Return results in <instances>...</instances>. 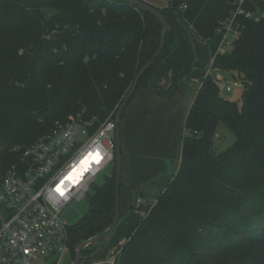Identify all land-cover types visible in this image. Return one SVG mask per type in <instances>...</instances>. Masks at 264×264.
<instances>
[{
    "label": "trees",
    "instance_id": "16d2710c",
    "mask_svg": "<svg viewBox=\"0 0 264 264\" xmlns=\"http://www.w3.org/2000/svg\"><path fill=\"white\" fill-rule=\"evenodd\" d=\"M246 8L264 13V0H248ZM157 9L190 25L211 56L216 29L234 7L232 0H170ZM240 20L241 39L215 64L243 83L242 105L222 97L214 73L204 78L187 114L179 170L116 264H209L229 253L241 254L235 264H264L247 256L264 246V18ZM162 30L156 17L124 0H0V172L57 122L78 115L103 121L118 109L159 49ZM165 44L136 92L175 47L173 28ZM220 123L236 141L215 154ZM115 192L116 163L70 229L73 256L76 245L111 226Z\"/></svg>",
    "mask_w": 264,
    "mask_h": 264
},
{
    "label": "built area",
    "instance_id": "2783aa9c",
    "mask_svg": "<svg viewBox=\"0 0 264 264\" xmlns=\"http://www.w3.org/2000/svg\"><path fill=\"white\" fill-rule=\"evenodd\" d=\"M247 2L233 0V11L219 23L209 73L216 59L230 53L241 39L245 26L240 18L256 22L264 18V13L248 10ZM223 87L231 91L229 85ZM117 111L103 121L78 115L57 122L5 173L0 172V264L59 263L60 256L52 263L50 259L69 249L70 240L62 213L71 203L84 200L100 174L115 166ZM96 152L103 157L99 163Z\"/></svg>",
    "mask_w": 264,
    "mask_h": 264
},
{
    "label": "crops",
    "instance_id": "0c3cea01",
    "mask_svg": "<svg viewBox=\"0 0 264 264\" xmlns=\"http://www.w3.org/2000/svg\"><path fill=\"white\" fill-rule=\"evenodd\" d=\"M142 1L159 9L170 2ZM165 16L174 30L175 47L138 89L120 127L122 192L128 199L140 194V206L147 203L150 208L179 170L187 114L205 78L201 80L204 73L199 69L207 67L206 60L203 64L197 57L205 43L192 27L174 14ZM198 79L197 90L194 84Z\"/></svg>",
    "mask_w": 264,
    "mask_h": 264
},
{
    "label": "rangeland",
    "instance_id": "374dc122",
    "mask_svg": "<svg viewBox=\"0 0 264 264\" xmlns=\"http://www.w3.org/2000/svg\"><path fill=\"white\" fill-rule=\"evenodd\" d=\"M161 1L167 4L170 0ZM209 53V49H207L205 44L202 43L201 47H199V53L197 57L203 64L206 60L205 64L207 67L205 68L202 65L200 66V74L204 73L201 77V80L207 76L209 72L208 70L211 66V56ZM211 72L214 73L215 81L220 87L223 98L242 105L244 86L239 79L235 78L236 74L221 69H216ZM200 84L201 83L199 79L198 81H195L194 85L197 86V90L199 89ZM224 85H229L231 87V91L227 92L226 88L223 87ZM217 132L218 135H216L213 139L212 150L215 154H221L234 145L236 141V135L232 129L224 123H220ZM1 145L2 144L0 143V151L2 150ZM17 147L18 146H16L15 149ZM114 170L115 166L109 165L107 170L100 174L96 184L89 191L88 196L82 201L71 203L64 210L61 215V219L68 225L69 230L71 227H75L81 221L83 216L89 212L91 208V199L95 196L97 189L103 186L107 182L108 178L113 176ZM139 197L140 194H137L135 199H133V196L128 199L123 194L121 188V219L115 231L102 242L85 247L81 254V264H110L112 261H116V255L120 253L129 234H131L138 224L143 220V218L148 215L150 206L147 203H143V207L137 204ZM247 254L248 257H264V246L256 245L253 248L247 250ZM59 256L61 259L58 264H74V256L71 246H69V249H67L65 252L61 253V255L59 253L56 256H53L50 259V263L57 261ZM240 256V253H229L225 256L215 258L209 262V264H235L239 259H241Z\"/></svg>",
    "mask_w": 264,
    "mask_h": 264
},
{
    "label": "water",
    "instance_id": "95a60500",
    "mask_svg": "<svg viewBox=\"0 0 264 264\" xmlns=\"http://www.w3.org/2000/svg\"><path fill=\"white\" fill-rule=\"evenodd\" d=\"M127 4H130L136 8H138L141 11L148 12L152 14L154 17L157 18V20L163 25L162 30V36H161V42L159 49L155 53V55L152 57V59L147 62L139 71V73L136 75V78L131 86L130 91L125 96L122 104L118 108L115 122H116V207H115V216L113 219V222L111 226L102 234L95 236L89 240H86L82 243H79L75 247V256H74V264H81L82 258L81 253L82 250L92 244H97L108 238L116 229L120 219H121V183H122V136H121V122L122 118L130 104V101L132 97L134 96L138 84L144 74L148 71V69L153 65V63L159 58L161 53L163 52L165 48V36L168 30L172 29V25L166 18L164 14H162L156 7L153 5L144 2L142 0H124ZM219 69V65L215 64L213 66V70Z\"/></svg>",
    "mask_w": 264,
    "mask_h": 264
},
{
    "label": "snow or ice",
    "instance_id": "6c2138e0",
    "mask_svg": "<svg viewBox=\"0 0 264 264\" xmlns=\"http://www.w3.org/2000/svg\"><path fill=\"white\" fill-rule=\"evenodd\" d=\"M89 155H92V154L90 153ZM94 155H95L96 163H99L103 159V157L101 156V154L99 152H96ZM57 190L59 191V189H57ZM61 194H63V193H61Z\"/></svg>",
    "mask_w": 264,
    "mask_h": 264
}]
</instances>
